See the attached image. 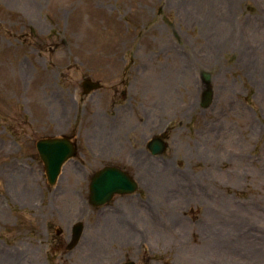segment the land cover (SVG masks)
<instances>
[{"label": "rangeland", "instance_id": "rangeland-1", "mask_svg": "<svg viewBox=\"0 0 264 264\" xmlns=\"http://www.w3.org/2000/svg\"><path fill=\"white\" fill-rule=\"evenodd\" d=\"M86 79L102 86L85 94ZM121 103L126 151L151 189L114 200L137 203L142 248L94 233L108 205H87L86 174L109 164L106 133L105 152L90 148L91 124ZM164 132L163 157L136 144ZM63 133L76 134L77 154L50 184L37 142ZM76 221L85 233L68 249ZM3 260L264 264V0H0Z\"/></svg>", "mask_w": 264, "mask_h": 264}, {"label": "water", "instance_id": "water-1", "mask_svg": "<svg viewBox=\"0 0 264 264\" xmlns=\"http://www.w3.org/2000/svg\"><path fill=\"white\" fill-rule=\"evenodd\" d=\"M207 88L204 91L202 106L208 107L213 101V90L209 85L210 74L204 73ZM100 87L99 83L86 80L83 83L85 93H89ZM149 148L154 155H163L167 149V144L162 137L157 136L149 142ZM37 149L44 161L47 177L51 184L57 181L63 163L76 154V148L68 137L42 139L37 143ZM137 184L129 175L117 171V169L104 168L93 175L90 184L91 202L95 205H103L111 199L116 192L124 194L136 190ZM83 231V224L77 223L73 229L72 241L69 248L75 247L79 242ZM124 264H137L133 261Z\"/></svg>", "mask_w": 264, "mask_h": 264}, {"label": "flooded vegetation", "instance_id": "flooded-vegetation-1", "mask_svg": "<svg viewBox=\"0 0 264 264\" xmlns=\"http://www.w3.org/2000/svg\"><path fill=\"white\" fill-rule=\"evenodd\" d=\"M114 110H115L114 113L109 115V119H110L109 121V167H113V168L116 167L120 169L121 171H125V172H128L129 174H132L133 176L140 177L141 182H143V184H146L147 179L145 180V176H147V174L145 175V173L142 171L143 166L137 160L130 161L129 155L126 151L127 138L125 139V142H124L125 137H124V132H123V128L125 126V113H126L125 105L124 104L122 105L121 103L117 105V107H115ZM91 135L90 137L91 138L93 137L94 141L92 142V145H90V148L93 150V153L96 152L98 155H101L102 150L98 147L97 143L100 142L101 146H103L104 145L103 143H106V142L101 140V136L98 135L97 133H93ZM115 151L116 153H114ZM115 156H116V159L114 158ZM131 162H137V163H134V165L136 167V171L138 174L132 173V172L130 173V171L128 170ZM74 172L81 175V173L83 172L82 166L74 168ZM143 186L146 189H151L149 186L148 187L146 185H143ZM120 196L125 197V195H120ZM136 204H137L136 202H132V201L128 202L124 198H120L116 200H114L113 198V200L110 202L107 208L105 210H102L103 212L101 211L99 213V216L101 215V218L98 217L99 219H97L96 222L93 223L92 227L96 228V231H93V232L96 233L97 235L99 233L100 235L103 234L102 236L107 235L112 239L115 238L113 237L112 233L109 231V227H110L109 219L117 214L116 212H114V210H124L125 208L130 207V206L134 208V205ZM59 229H57L56 232ZM136 232H138L139 235L142 234L140 230H137ZM57 234H58V238H55V240H58V241L52 244L54 248L60 247L64 241L63 239H61V236H60L61 232L60 233L57 232ZM117 235H119V233ZM70 237H71V233L69 235V238Z\"/></svg>", "mask_w": 264, "mask_h": 264}, {"label": "bare ground", "instance_id": "bare-ground-1", "mask_svg": "<svg viewBox=\"0 0 264 264\" xmlns=\"http://www.w3.org/2000/svg\"><path fill=\"white\" fill-rule=\"evenodd\" d=\"M133 207H127L124 210H114L117 214L109 219V231L112 233L113 240L115 241H131L135 240V244L139 247H142L144 235H139L138 232L133 230L134 225V217L133 215ZM132 218V219H130ZM134 218V219H133ZM119 233V235H117ZM143 238L141 241L139 239ZM112 240V239H111ZM137 241V242H136ZM4 264V260L0 261V264Z\"/></svg>", "mask_w": 264, "mask_h": 264}]
</instances>
